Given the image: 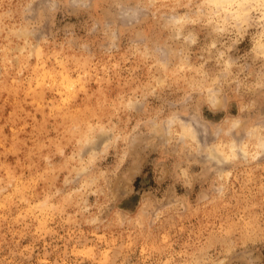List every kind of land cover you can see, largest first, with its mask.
Returning <instances> with one entry per match:
<instances>
[{"label": "rangeland", "instance_id": "374dc122", "mask_svg": "<svg viewBox=\"0 0 264 264\" xmlns=\"http://www.w3.org/2000/svg\"><path fill=\"white\" fill-rule=\"evenodd\" d=\"M0 264H264V0H0Z\"/></svg>", "mask_w": 264, "mask_h": 264}]
</instances>
